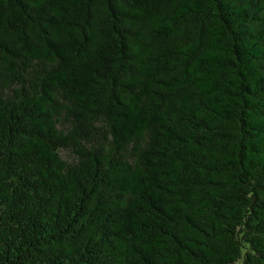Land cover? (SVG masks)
Returning <instances> with one entry per match:
<instances>
[{
  "label": "trees",
  "instance_id": "1",
  "mask_svg": "<svg viewBox=\"0 0 264 264\" xmlns=\"http://www.w3.org/2000/svg\"><path fill=\"white\" fill-rule=\"evenodd\" d=\"M0 264H264V0H0Z\"/></svg>",
  "mask_w": 264,
  "mask_h": 264
}]
</instances>
